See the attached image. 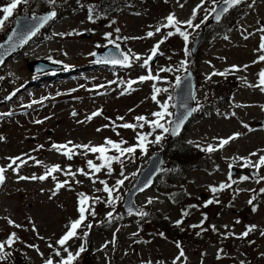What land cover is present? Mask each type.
Masks as SVG:
<instances>
[{
    "label": "rangeland",
    "instance_id": "obj_1",
    "mask_svg": "<svg viewBox=\"0 0 264 264\" xmlns=\"http://www.w3.org/2000/svg\"><path fill=\"white\" fill-rule=\"evenodd\" d=\"M8 1L0 0V16ZM101 1L55 0L53 4L49 0H29L19 7L20 16L34 9L42 14L48 10L59 12L62 17L52 24L46 32L49 34L44 36L41 30L38 44L26 46L22 50L23 54L14 56L0 68V77H3L0 79V136L5 138L0 141V167L6 169L5 181L0 184V241L7 239L13 232L18 237L12 246H5V251L11 254L1 262L7 264L16 252V264H43L44 259L50 256L54 262L58 261L60 257L55 256L49 244L60 247L55 245V241L65 233L71 221L79 218V198L80 194H84L91 196L84 205L90 210L89 214L86 211V220L77 232H83L81 235L84 236L85 232L89 234L90 228H100L98 226L103 223H108L106 226H110V229L105 232L101 228L92 229L89 241L91 248L75 264H81L83 258L88 264H116L122 260L128 264H173L180 251L177 248L178 240L184 247L185 260L182 264H240L241 261L245 264H264V236L260 234L264 230V193L259 191L264 188V180L257 183L259 177L264 176V165L259 168L253 166L259 156L264 155V129L256 126L264 110V91L251 86L258 85V73L264 69V62L258 61V56L264 55L259 48L261 35L253 30L254 27L260 28L264 22V0H260L249 14H241L238 27L225 30L227 37L204 42L203 35L188 58L184 49L185 40L174 27H161L159 33L155 32V28L166 24L165 18L169 14H174L178 21L191 19L193 27L179 24L181 31L187 34L190 46L200 32L195 25L200 26L203 22L202 13L207 10L211 0H203V3L201 0H125L126 3L118 7H115L113 0L104 2L105 6L98 4ZM196 4H199V9L193 14ZM87 5L91 6L94 13L91 20L88 17L92 13L86 8ZM238 11L235 9L233 14L236 15ZM117 28L119 32L115 31ZM149 31L154 32V35L148 37L146 33ZM169 31L173 35L160 44L159 59L156 62L154 60L152 65L141 67L145 56ZM83 32H88V37L81 35ZM58 33L73 34L61 36ZM105 33L112 35L106 38ZM246 33H249L248 37ZM108 39L115 40L130 56L138 54L141 59H133L131 66L115 70L91 64L92 54L97 47L112 45L108 44ZM49 58L59 60L63 68L68 65L77 70L72 71V77H47L17 90L10 98H1L29 78L30 74L33 75L27 69L28 61ZM188 62L187 69H193L196 80L195 100L204 106L211 104L217 107V111L211 108L209 115L192 119L182 134L181 142L185 146L180 148L179 153L167 152L166 164H173V167H168V173L176 169L173 163L176 155L189 163L180 173H171V179L174 180L172 186L169 189L162 187V179L159 178L155 189L137 197L139 205L149 198L159 200L148 203L142 212L149 207L150 216L156 212L165 218L163 225H154L151 220L145 221L133 213L125 216L123 224L112 223L115 217L124 216L120 212H112L113 220L109 219L111 217L107 213L112 203L108 202V193L103 191L104 185L99 181H105L113 189L112 193L121 188L116 192L121 199L123 191L131 185L132 177L142 167L140 164L145 162L146 158L140 154L148 147L156 150L155 147L160 146V141L155 142L156 136L163 133L160 128L151 131L152 125L137 121L135 117H148L158 107L163 91L155 93L154 101L151 98L154 87L160 89L159 82L165 83L171 79L140 82L138 77L149 72L154 76L161 68L168 69L161 71V77H177L180 67ZM232 65L240 66V70H230ZM244 65L248 67L245 69ZM219 73L224 75L219 76ZM128 80L137 82L128 85L125 83ZM101 85L103 87H98ZM166 95L167 88L164 98L168 106ZM97 110L101 115L91 120L85 119ZM74 112L76 115H73ZM7 113L11 115H5ZM118 117H123V120ZM164 120L165 116L160 118V123ZM122 123H132L136 127H119ZM106 124L110 126L105 128ZM140 124L144 126L139 127ZM135 132L146 138L151 136L152 143L145 142L143 149L129 157L127 153L121 154L107 145L110 149L106 155L118 159L110 162V168L105 165L99 172L87 166V160L98 165L104 163L98 158L99 153L73 147L85 144L99 146L105 143L106 137L115 142L125 141L120 147L136 146L139 142L133 137ZM234 133L241 135L215 152L206 151L208 145L218 144L219 138H227ZM69 141L72 144H68L65 150L73 152L71 159L63 154L65 150L57 152L52 149L53 143L67 144ZM40 145L43 147H38ZM29 156L42 163L36 164L34 160L28 159ZM9 157H21L27 162L17 172H13L8 167L11 163ZM247 163L250 166H244L242 171L249 179L241 180L240 167ZM52 165H59L64 171L53 172L43 181L17 178L44 175L46 168ZM69 167L72 172L84 169L93 175L91 178L79 172H76L75 177L66 175ZM118 179L126 180L117 186ZM65 180L68 184L56 190V183ZM221 183L230 187L220 189ZM213 187L217 188L216 192L212 191ZM180 190H183V197L178 195L173 202L162 195L164 192L177 195L176 191ZM97 197L98 200L95 199ZM252 198L253 205H249L248 200ZM209 200L214 202L208 204ZM114 201L115 198L112 199ZM121 201L118 200L114 206H119ZM253 206L256 211L252 210ZM92 211L95 215L91 214ZM8 219L14 224H8ZM176 221L180 223L174 225ZM253 224L257 228L247 237L240 238L239 234L246 230V226ZM212 226H215L216 231ZM174 233L180 238L177 239ZM190 238L195 241L191 242ZM106 239L111 241L105 245L103 242ZM83 241L74 237L66 246L75 254L76 247H80ZM28 245H36V248ZM218 250H221L219 258ZM61 254L67 255L62 250ZM109 255H113L115 260ZM182 259L177 260L176 264H181Z\"/></svg>",
    "mask_w": 264,
    "mask_h": 264
},
{
    "label": "snow or ice",
    "instance_id": "obj_2",
    "mask_svg": "<svg viewBox=\"0 0 264 264\" xmlns=\"http://www.w3.org/2000/svg\"><path fill=\"white\" fill-rule=\"evenodd\" d=\"M28 2H29V0H9V2L2 8L3 15L0 16V28H3L5 26L6 22L13 15V12L18 7V5H20L22 3L23 4H27ZM201 2L203 3V0H201ZM213 2L215 3V0H213ZM49 3H53L54 4L55 0H49ZM223 3L226 4V5L231 6V5L239 4L240 0H223ZM212 11L215 12L216 9L213 8ZM221 11L227 12L228 8L225 7L223 9H221ZM195 12H196V9H193V14H195ZM55 15H56L55 12H50L48 14V17H54ZM48 17L42 18L41 19V23L43 22V20L48 19ZM88 18L91 20L93 17L90 15ZM219 18H220L219 15H217L216 19H219ZM165 19H166L167 23L164 24V25H161V26H157L155 28V32L159 33L161 31V27L172 26V27L175 28L176 32H178L180 35H182L184 40L187 41V39H188L187 34L185 32H183V31H181V29L179 27H177V25L183 23V24H187L188 27H193L191 19H189L187 21H178L174 14H169ZM195 27H199V25H195ZM115 31L119 32L120 29L117 28V29H115ZM34 34H35V30H30L26 34L25 39L27 38V36H31V35H34ZM72 34L73 33H67V34L58 33L57 35L64 36V35H72ZM104 35L107 38V37H110L112 34L111 33H105ZM146 35L148 37H151V36L154 35V32L149 31V32L146 33ZM172 35H173V32L169 31L167 33V35L163 37V39L158 41L157 44L152 47V49L150 50L151 51V55H149L146 59L143 60V63L141 64V67L148 66L149 61H151L154 56L159 54L158 49H159L160 44H162L165 39H167L168 37H170ZM245 38H247V37H245ZM116 39H120V37H117ZM124 39H128V38H124ZM20 42L23 43L24 39H22ZM107 42H108V44H114L117 49H119V47H120L119 44H117L115 42V40H113V39H108ZM259 48H260V50H264V36L261 37V43H260ZM93 55H94V53H93ZM121 56H122V58H120V59H118V58L113 56V57H111V58H109L107 60L98 61V62L110 63V64H113V65L119 64V65H123V66H131V62H132L133 59L136 60V61H139L141 59V57L138 54H136L134 56H130L129 54L121 53ZM258 61L264 62V55H259L258 56ZM256 62L257 61H253V63H256ZM243 67L246 69L248 67V65H244ZM166 70H168V69H164V68L160 69V71H166ZM230 70L238 71V70H240V66L232 65V66H230ZM225 71H229V70H225ZM213 74H216V73H213ZM219 74L220 75H224V73H219ZM258 77H259L258 85H251V86L252 87H259L261 91H264V69L260 70V72L258 73ZM0 79H3V77H0ZM155 79H159V77L158 76H153L151 74V72H149L148 75H142V76L138 77V81H140V82H143L145 80H155ZM136 82L137 81L129 80L127 83L129 85H132V84H134ZM109 83H114V82L110 81ZM98 87H103V86L101 85V86H98ZM72 91H74V90H72ZM159 91H161V89H158V88L154 87V94L151 97L154 101L156 100L155 93L159 92ZM164 91H166V89H164ZM161 107H162V111H158V112H153L152 113V116L156 117L157 119L149 121L144 116H138V117H135V120L144 121L145 123H148V124L152 125L154 128H162L164 130V132H168L169 128H165L164 125L160 123V118H162L165 114H167V104H164ZM190 111H195V109H191ZM5 115H11V113H7ZM73 115H76V113L74 112ZM99 115H101V112L99 110H97V111L92 112L90 115L86 116L85 119L86 120H91L93 117H96V116H99ZM118 119L123 120V117H118ZM79 122L80 121H78V123ZM36 123H41V121H36ZM181 123H182V121H181ZM109 126L110 125H107V124L104 125L105 128H107ZM143 126H144L143 124L139 125V127H143ZM119 127H122V128H135L136 125H134L132 123H122V124L119 125ZM245 127H247V125H245ZM176 128L177 129L179 128V124L176 125ZM97 131H100V129H97ZM150 134L151 133H149V135ZM173 134H175V131L173 132ZM240 135H241V133H234L230 137L219 138L218 139V144L215 145V146L211 145V144L208 145L207 148H206V151L211 153V152L217 150V148H222L223 146L227 145L231 140L236 139ZM161 138H162L161 136L157 135L156 139H155V142H159L161 140ZM4 139L5 138L3 136H0V141H2ZM137 139L139 141L138 145L124 147V148H121L120 145L126 143L125 141L121 140L120 142H115V141H113V140H111V139H109L107 137L105 138V143L102 144V145H99V146H91V145L85 144V145H73V147L74 148H84L87 151H91L93 153H99L100 156L98 158L104 162L103 164H99L98 165V164H94L92 160H87L88 168L92 169L94 172H99L101 170V168L104 167L105 165H108L109 168H110V162L113 159H118V157H110V156L106 155V153L108 151V148L106 147L107 145H110L112 148L116 149L121 154L133 153L137 146L140 147L141 149L144 148L146 136L143 135V134L137 133ZM68 144H72V142L69 141V142H67V144L53 143L52 144V149L56 150L57 152H61L62 150L67 149V145ZM38 147L42 148L43 145H40ZM63 154L65 156H68L69 159H71V157L73 155V152L71 150H65V151H63ZM250 155H256V153H251ZM8 159L11 161V163L8 165V167L13 172H17L19 167L22 164H25L27 162L26 160L22 159L21 157H9ZM28 159L34 160L35 163L38 164V165L42 163L39 160H35L34 157H30L29 156ZM240 159H246V158L241 157ZM17 161L19 163H17ZM13 165H15V166L13 167ZM261 165H264V155H260L258 161H256V163L253 166L256 167V168H259ZM5 171H6V169L4 167H0V184L4 183V181H5V175H4ZM57 171H64V169H61L59 165H52V166L46 168V172H45L44 175H40L38 177L35 176V175H33L32 177L18 176L17 178L20 179V180H24V179L36 180V179H39V180L43 181V180H45L47 178L48 175H50L53 172H57ZM76 172H79L80 174H82L84 176H87L89 178H91L92 175H93V173L86 172L84 169H77ZM76 172H72L70 167H69L68 171L66 172V175H70V176L75 177ZM240 179L241 180H248L249 177L248 176H242V177H240ZM261 180H264V176L259 177V179L257 180V183H259ZM99 182L102 185H104L103 191L108 193V202L111 203L112 199H113V197H112L113 189L109 188V186L106 184L105 181L101 180ZM77 183H79V181H77ZM123 183H124L123 180H119L118 179L116 181V185L117 186L122 185ZM67 184H68L67 180H65L63 182H57L56 186H55L56 190L60 189L61 187L66 186ZM219 187H220V189H224V188L230 187V185L225 184V183H221ZM212 191L216 192L217 188L213 187ZM259 191L261 193H264V188H261ZM53 195H55V191H53ZM118 198L119 197H117V199ZM88 199L89 198L87 196H85L84 194H80V198H79V205L80 206L78 208L79 218L74 220V221H71L70 225L67 227V230L65 231V233L63 235H61L60 238L55 241V245H58L60 247L56 248L54 245L49 244V248H53L55 256L60 257V259L58 261L54 262L53 258L50 256L47 259H44L43 264H73V261L80 255L81 252H83L85 250L84 245L82 244L80 246V248L74 254L73 252L69 251V249H68V247L66 245H67L68 241H70L72 238L77 237V235H78L77 230L81 227L83 222L86 220L85 213H86V211H89V209H86V207L84 205L86 204ZM95 199L98 200L99 198L97 197ZM253 200H254V198L249 199L248 200V204L249 205H253ZM150 202H151V200H149V203ZM213 202L214 201H211V200L207 201L208 204L213 203ZM215 202L219 203V201H215ZM252 210L256 211L255 206H253ZM91 214L95 215V212L92 211ZM185 214H187V213H185ZM140 215L141 216H145V215H147V213L141 212ZM107 216L108 217H112V213L111 212L107 213ZM7 222L10 225L14 224V221H12L11 219H8ZM237 222H239V221H237ZM176 223L179 224L180 221H176ZM201 223H203V221H201ZM15 227L19 228V227H21V225H15ZM88 227H91V225H88ZM212 228H213L214 231H216L215 226H212ZM256 228H257V225H254V224L246 226V230L241 232L239 234V237L240 238L247 237L249 235V233L254 231ZM33 230L35 231L34 227H33ZM260 234H261V236H264V230H261ZM84 235L87 236V233L85 232ZM161 235H163V234H161ZM198 235H199V233H198ZM228 235H235V233H228ZM15 239H18V237L16 236V233L13 232V233H10L8 235V237H7V239L5 241H0V261H5L10 256L11 253L5 251V246L6 245L7 246H12L14 244V242H15ZM250 243H251V241H250ZM28 246L31 247V248H36V245H28ZM177 248L180 249L179 242H177ZM36 250L39 251L38 248ZM61 250L64 253H66L67 255L63 256L61 254ZM220 251L221 250H218V258H219V252ZM41 255H43V254L41 253ZM184 255H185V253L183 252L182 249H180L179 255L174 259L173 264H176V261L179 260L181 257H184ZM262 255H264V253H262ZM240 264H245V262L241 261Z\"/></svg>",
    "mask_w": 264,
    "mask_h": 264
},
{
    "label": "water",
    "instance_id": "obj_3",
    "mask_svg": "<svg viewBox=\"0 0 264 264\" xmlns=\"http://www.w3.org/2000/svg\"><path fill=\"white\" fill-rule=\"evenodd\" d=\"M231 6H233V5H231ZM231 6L226 5L224 3H221L220 5H218L211 21H218L220 18L216 19V16L219 15V17H221V15L224 13L223 11H221V9H223L225 7L230 8ZM42 18H44L43 15H35L33 18H30L28 15L25 17H18L16 20L15 26L18 27L19 25H23L24 23H27L26 27L28 29L25 31V32H27L30 29L33 30L34 26L41 24ZM16 27H14V28H16ZM199 39H200V34L197 37L194 45L192 46V51H193L195 45L198 43ZM9 41H10V37L6 40V42H9ZM11 54H12L11 51L4 53V55H2V57H0V63L2 61H4L7 57H9ZM37 65H38V62H31L28 64V67L30 70L33 69L34 71H39V72L45 71L47 68V66H46V67H40L38 69H34ZM193 91H194V82H193V79L191 77V73L189 72L188 75L185 76L180 81V85L178 84L177 89H176V93H177V94L175 93V97L177 100L176 101V112L178 114L177 113L175 114V119H174L175 121L174 120L172 121L171 135H173V131H175V134L180 131V129H181L180 127H182L185 120L190 116L189 114L192 113V111H190V110L194 109ZM184 100H185V106L183 108H181L180 101L184 102ZM181 121H182V123H181ZM262 123L264 124V122H262ZM177 124H179L178 129L176 128ZM161 162H162V158H161L160 152L151 156L148 165L143 169L142 173L138 176L136 183H135V186L130 191H128L126 193L124 203H123V210L124 211L137 210V207L133 204V197L136 193L142 191L143 189L147 188L151 184L153 177L158 173V171L160 169ZM147 184H149V185H147Z\"/></svg>",
    "mask_w": 264,
    "mask_h": 264
},
{
    "label": "trees",
    "instance_id": "obj_4",
    "mask_svg": "<svg viewBox=\"0 0 264 264\" xmlns=\"http://www.w3.org/2000/svg\"><path fill=\"white\" fill-rule=\"evenodd\" d=\"M239 8V7H238ZM235 10V9H234ZM239 11H245L244 9H242V8H240L239 9ZM237 12V14L236 15H234L233 16V18H231L230 20H227V22H223L222 24H221V27L220 28H218L220 25L219 24H214V25H212L211 26V29H218V31H220V32H223V31H225L226 30V28L227 27H229L231 24H235L236 23V20H239V18H240V15H241V12ZM174 145V147H173V152H177V153H179L180 152V148L181 147H183V146H185V145H183V143H181L179 146H178V144H177V141L173 144ZM173 163H174V165H175V170H172V172L171 173H173V174H178V173H180L185 167H188L189 166V163H185L180 157H178L177 155H176V157L173 159ZM171 173H168V171L167 172H165V173H163V177H162V181H161V185L162 186H164L165 188H170L171 186H172V182H174V180L172 181V179H171ZM178 179V178H177ZM177 179H175V183H177L178 181H177ZM158 181H160V180H158ZM175 187H176V185H175ZM182 191L183 190H180L179 192H177L176 191V193H177V195H172L173 193H167V194H169V196H168V200H170L171 202H173V200L176 198V196H180V198H182L183 196H182ZM145 213H147V215H145V216H141L140 214H139V216L142 218V219H144L145 221L146 220H151L152 222H153V224L154 225H160V226H162L163 225V220L165 219L164 217H162V216H160V215H158L156 212L154 213V214H151V216H150V210H149V207L144 211ZM141 213V212H140ZM125 216V215H124ZM122 219L123 220H125L126 219V217H122ZM174 225H177V223H174ZM174 235H176V237H177V239H179L180 238V235H178V234H176V233H174ZM222 238V236L220 237V239ZM191 239V238H190ZM179 241V243H180V240H178ZM193 241H195L194 239H191V242H193ZM84 259L85 258H83V260H82V262H81V264H86V263H84ZM12 264V263H11Z\"/></svg>",
    "mask_w": 264,
    "mask_h": 264
}]
</instances>
